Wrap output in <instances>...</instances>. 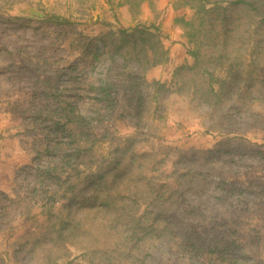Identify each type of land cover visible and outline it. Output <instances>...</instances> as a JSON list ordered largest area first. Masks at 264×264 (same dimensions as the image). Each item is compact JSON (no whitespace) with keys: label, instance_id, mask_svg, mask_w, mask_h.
I'll list each match as a JSON object with an SVG mask.
<instances>
[{"label":"rangeland","instance_id":"obj_1","mask_svg":"<svg viewBox=\"0 0 264 264\" xmlns=\"http://www.w3.org/2000/svg\"><path fill=\"white\" fill-rule=\"evenodd\" d=\"M177 1L0 0V264H264V5L196 61ZM109 174L132 216L88 200Z\"/></svg>","mask_w":264,"mask_h":264},{"label":"trees","instance_id":"obj_2","mask_svg":"<svg viewBox=\"0 0 264 264\" xmlns=\"http://www.w3.org/2000/svg\"><path fill=\"white\" fill-rule=\"evenodd\" d=\"M176 3L179 4V7H189L195 10V18L191 20H185L184 17L175 18L174 22L176 25H181L185 29V35L187 41L190 45H192L191 55L198 61L200 56V51L196 44H198L199 35L204 33L203 27L205 22L210 23L209 33L210 37L207 41L210 43L214 42L212 35L215 31L212 29L213 22L218 21L217 14L219 10L222 8L224 4H228L230 7L242 8L244 11L252 13L254 17H258L264 5V0H178ZM176 7L179 8L176 4ZM200 21L199 25L196 26V21ZM221 21H224L223 24L227 21V18H222ZM262 21V20H261ZM121 34L127 38L134 37L139 35V38L143 42L146 43L143 36H154L158 43H161V36L159 34V29L157 26H142L135 27L133 30L128 33L126 30H122ZM134 45H137L138 41L134 40ZM160 60H157L152 65L162 64L168 61L167 51H164L160 46ZM72 113L68 114V121L73 125L78 123L81 119V116H77V121H75V116H71ZM100 185L99 190L100 193H95V195L88 198V200L94 204L96 202L99 203L103 210V212H111V211H120L126 213L127 217L132 216V205L135 203V195L136 192H133L128 187L129 179L125 180L122 175H116L112 177V175H107L106 177L100 176ZM131 203V206L128 205ZM54 204V203H53ZM52 204V205H53ZM50 209V208H49ZM82 222V221H81ZM67 220L65 217H61L57 223L52 226V234L55 236V240L59 241L60 239L64 240L66 236V232L68 233L67 228ZM158 226L155 221H152L149 226L146 227V233L154 235L155 232L158 231Z\"/></svg>","mask_w":264,"mask_h":264}]
</instances>
